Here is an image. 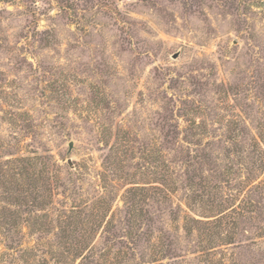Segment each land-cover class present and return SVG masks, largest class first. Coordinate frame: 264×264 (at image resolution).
Segmentation results:
<instances>
[{
	"label": "rangeland",
	"instance_id": "374dc122",
	"mask_svg": "<svg viewBox=\"0 0 264 264\" xmlns=\"http://www.w3.org/2000/svg\"><path fill=\"white\" fill-rule=\"evenodd\" d=\"M0 179V264H264V0H0Z\"/></svg>",
	"mask_w": 264,
	"mask_h": 264
},
{
	"label": "trees",
	"instance_id": "16d2710c",
	"mask_svg": "<svg viewBox=\"0 0 264 264\" xmlns=\"http://www.w3.org/2000/svg\"><path fill=\"white\" fill-rule=\"evenodd\" d=\"M15 162V161H14ZM1 181V179H0ZM15 226L17 225L16 221H15ZM39 229H42V228H39ZM79 244V243H78ZM78 244H75L73 245L72 243L70 244V248H69V253L72 254L73 257H78L79 255L78 252H77V246ZM75 251V252H74ZM56 260V259H55ZM57 264H66L65 260H59V258H57Z\"/></svg>",
	"mask_w": 264,
	"mask_h": 264
},
{
	"label": "water",
	"instance_id": "95a60500",
	"mask_svg": "<svg viewBox=\"0 0 264 264\" xmlns=\"http://www.w3.org/2000/svg\"><path fill=\"white\" fill-rule=\"evenodd\" d=\"M70 147H72V145H70Z\"/></svg>",
	"mask_w": 264,
	"mask_h": 264
}]
</instances>
